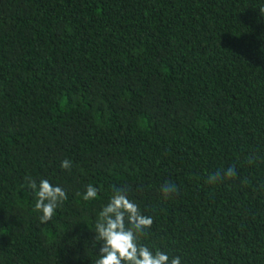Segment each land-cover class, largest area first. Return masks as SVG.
<instances>
[{
  "label": "trees",
  "instance_id": "16d2710c",
  "mask_svg": "<svg viewBox=\"0 0 264 264\" xmlns=\"http://www.w3.org/2000/svg\"><path fill=\"white\" fill-rule=\"evenodd\" d=\"M262 7L0 0V264H95L113 188L153 219L138 241L153 252L264 264ZM26 178L65 190L52 221Z\"/></svg>",
  "mask_w": 264,
  "mask_h": 264
},
{
  "label": "clouds",
  "instance_id": "9594fccd",
  "mask_svg": "<svg viewBox=\"0 0 264 264\" xmlns=\"http://www.w3.org/2000/svg\"><path fill=\"white\" fill-rule=\"evenodd\" d=\"M259 10L264 13V7ZM249 163H252V159H249ZM61 168L70 170L71 162L65 159ZM236 175L234 167H229L223 174L217 172L209 175L206 182L214 184L222 179L235 178ZM26 182L35 191L34 208L41 213L40 223L52 221L56 209L67 199L65 190L54 186L47 179H42L38 187L31 178H26ZM97 192L98 189L89 184L83 199L93 200L97 197ZM161 192L168 198L178 192V187L174 183L166 182L162 185ZM152 224L153 219L141 213L139 206L128 198L125 189L113 188V195L102 207L95 222V241L102 242L99 243V259L95 264H181L180 257H170L159 249L153 252L138 242Z\"/></svg>",
  "mask_w": 264,
  "mask_h": 264
}]
</instances>
